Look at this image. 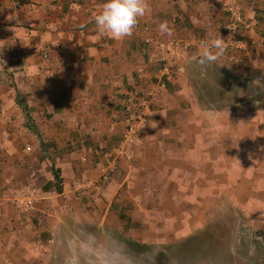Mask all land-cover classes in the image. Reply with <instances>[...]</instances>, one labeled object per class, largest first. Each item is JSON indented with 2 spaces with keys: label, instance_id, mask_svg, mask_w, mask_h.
Masks as SVG:
<instances>
[{
  "label": "crops",
  "instance_id": "obj_1",
  "mask_svg": "<svg viewBox=\"0 0 264 264\" xmlns=\"http://www.w3.org/2000/svg\"><path fill=\"white\" fill-rule=\"evenodd\" d=\"M232 2L256 38L264 0H148L120 40L95 28L105 0H0V264H96V247L99 263L110 249L136 262L139 248L173 251L183 263L228 247L205 233L237 224L229 248L243 231L264 233V53L198 62L207 40L222 36ZM179 40L191 45L162 86L156 42ZM133 90L156 95L128 141ZM119 147L109 181L76 192ZM6 178L47 195L23 216L6 200Z\"/></svg>",
  "mask_w": 264,
  "mask_h": 264
},
{
  "label": "built area",
  "instance_id": "obj_2",
  "mask_svg": "<svg viewBox=\"0 0 264 264\" xmlns=\"http://www.w3.org/2000/svg\"><path fill=\"white\" fill-rule=\"evenodd\" d=\"M227 19L223 24L221 38L225 40L227 47L226 54L229 61L236 63H244L246 61L247 52L264 53V28L257 32L254 39H250L249 30L251 24L246 20L245 12L238 3H227L225 5ZM147 42H153L151 36L146 38ZM211 39L207 40L209 43ZM191 43L185 40L172 41L168 43L156 42V48L163 51L162 56L158 59L157 74L160 85L164 86L170 81L174 75L177 66V60L180 54L189 48ZM155 91L145 93L140 90H133L128 93L125 99L124 110L127 114V135L126 139L132 141L135 135L145 127L152 112V105L155 101ZM125 150L119 147L115 153H106L109 167L103 170L97 181L94 182H78L75 191L80 192L84 189L99 188L103 183L109 181L111 174L116 169L117 157L122 156ZM6 185L11 187V194L6 200L23 215H29L37 209L39 201L46 197L47 193L39 191L34 185L14 186L9 178L5 179Z\"/></svg>",
  "mask_w": 264,
  "mask_h": 264
},
{
  "label": "rangeland",
  "instance_id": "obj_3",
  "mask_svg": "<svg viewBox=\"0 0 264 264\" xmlns=\"http://www.w3.org/2000/svg\"><path fill=\"white\" fill-rule=\"evenodd\" d=\"M242 83L246 84L247 82ZM248 84L250 85L251 82ZM236 227L237 224H231L227 225L221 231L205 233L203 239L220 240L228 246H224V248L217 247L200 249L201 251H212V257H208V253H206L205 256L204 254H200L199 258H191L188 260L186 259L187 261H183V263H177L176 261L178 255L174 254L173 251L169 252L168 254L162 255L160 254L161 251L157 249L139 248L136 250V262H130V255L127 254V251H124L122 249H110L112 251L111 253H107L105 251V254H103L107 258V262L99 263L97 261L99 259V255H101V251L96 247L95 252H93L92 258L96 262V264H114V260H121V264H165L168 256L172 259L168 264H264V233L253 230H248L247 232L243 231L239 234L236 245L229 248L230 243L236 239L235 236L237 233L236 230H234ZM103 255L101 256V258L103 257ZM114 255L116 256L115 258ZM118 255L120 257H117Z\"/></svg>",
  "mask_w": 264,
  "mask_h": 264
},
{
  "label": "clouds",
  "instance_id": "obj_4",
  "mask_svg": "<svg viewBox=\"0 0 264 264\" xmlns=\"http://www.w3.org/2000/svg\"><path fill=\"white\" fill-rule=\"evenodd\" d=\"M149 11L148 0H105L101 11L95 15L94 22L97 32L120 40L130 36L140 18ZM161 33L172 35L167 23L159 25ZM225 40L216 38L204 45V51L198 62L208 67L217 63L226 53Z\"/></svg>",
  "mask_w": 264,
  "mask_h": 264
},
{
  "label": "trees",
  "instance_id": "obj_5",
  "mask_svg": "<svg viewBox=\"0 0 264 264\" xmlns=\"http://www.w3.org/2000/svg\"><path fill=\"white\" fill-rule=\"evenodd\" d=\"M21 104L23 105L24 109L27 110V105L26 104H23L22 102H21ZM56 176L59 178V175L58 174Z\"/></svg>",
  "mask_w": 264,
  "mask_h": 264
}]
</instances>
